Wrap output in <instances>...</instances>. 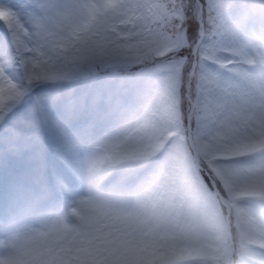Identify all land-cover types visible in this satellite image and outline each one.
Returning a JSON list of instances; mask_svg holds the SVG:
<instances>
[{
  "label": "snow or ice",
  "instance_id": "obj_1",
  "mask_svg": "<svg viewBox=\"0 0 264 264\" xmlns=\"http://www.w3.org/2000/svg\"><path fill=\"white\" fill-rule=\"evenodd\" d=\"M0 264H264V0H0Z\"/></svg>",
  "mask_w": 264,
  "mask_h": 264
}]
</instances>
